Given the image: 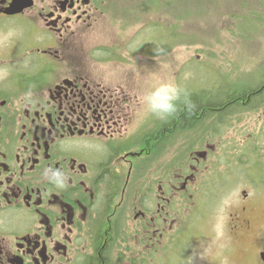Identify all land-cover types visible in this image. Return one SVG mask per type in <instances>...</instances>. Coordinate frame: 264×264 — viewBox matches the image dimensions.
<instances>
[{
    "label": "flooded vegetation",
    "instance_id": "obj_1",
    "mask_svg": "<svg viewBox=\"0 0 264 264\" xmlns=\"http://www.w3.org/2000/svg\"><path fill=\"white\" fill-rule=\"evenodd\" d=\"M108 1L0 0V33H16L0 49V264L170 263L190 244L179 242L188 228L201 240L216 228L224 236L206 264H264L260 143L248 133L239 153L235 143L249 138L223 141L241 112L221 107L150 137L167 120L143 113L138 62L116 59L114 44L103 53L86 44ZM14 2L22 7L9 14ZM94 53L125 71H98ZM256 96L249 111L264 118V92ZM238 169L247 171L240 182ZM239 183L230 198L226 188Z\"/></svg>",
    "mask_w": 264,
    "mask_h": 264
},
{
    "label": "rangeland",
    "instance_id": "obj_2",
    "mask_svg": "<svg viewBox=\"0 0 264 264\" xmlns=\"http://www.w3.org/2000/svg\"><path fill=\"white\" fill-rule=\"evenodd\" d=\"M249 10H254L256 15L248 17L245 23L243 16ZM96 17L94 31L85 35L86 44L91 52L100 53L114 44L119 50L116 59L138 62L132 66L138 64L143 73L139 98L144 114L148 113L146 108H150L149 100L157 106L165 94L171 95L173 83L183 92L216 93L219 90L222 93L231 87L233 90L238 86L256 88L263 81L264 0H109L99 8ZM9 33H0L1 50L10 48L16 33ZM95 53L93 65L98 71L113 70V76L125 71L119 64H105L104 55ZM151 53L158 55L151 56ZM240 112L234 126H225L221 132L222 140H242L249 138L250 133L257 138L255 142L260 143L255 150L263 156L264 118L259 117L262 110L256 115L249 109ZM249 141L250 138L248 142L235 143L239 153ZM239 157L244 159L241 154ZM246 172L238 169L237 182L247 178ZM243 187L242 183L228 186L226 194L236 198ZM222 200L218 199L214 205L218 208L212 221L217 225L225 221L227 208ZM191 229L179 240L183 243L191 236L182 256L176 253L170 263L162 261L161 264H206L212 257V248L225 246L224 236L217 228L213 237H208V233L204 240L194 238L193 233L190 235ZM218 251V256L224 260V252Z\"/></svg>",
    "mask_w": 264,
    "mask_h": 264
},
{
    "label": "trees",
    "instance_id": "obj_3",
    "mask_svg": "<svg viewBox=\"0 0 264 264\" xmlns=\"http://www.w3.org/2000/svg\"><path fill=\"white\" fill-rule=\"evenodd\" d=\"M257 14L260 15L259 13ZM254 15H256V12L254 10H249V12L243 16L244 22L248 20V17L250 18ZM246 28L248 29L247 26ZM231 88H225L222 93L219 92V90H216V93L206 91V93L210 94L203 96L190 95L188 97H185L183 94L180 101L177 103V111L175 112V114L167 116V121H165L164 124L160 123V126L157 129L155 128L153 131L149 132L148 135H150V137H158L159 139H162L164 136H168V134L174 128H185L187 126H190L194 123L195 120L203 118L210 112L215 111L216 107H221L225 110L237 109V111H246L250 106L248 103L249 96L255 93L257 95L255 101L257 102L259 101L258 95L263 94L264 78L260 85L256 88L241 86H238V88H236L235 90ZM252 99L253 97L251 98V100ZM217 101L222 102L223 104L217 105Z\"/></svg>",
    "mask_w": 264,
    "mask_h": 264
},
{
    "label": "clouds",
    "instance_id": "obj_4",
    "mask_svg": "<svg viewBox=\"0 0 264 264\" xmlns=\"http://www.w3.org/2000/svg\"><path fill=\"white\" fill-rule=\"evenodd\" d=\"M170 87H171V95L169 98L170 102L164 109L162 110L158 109L157 106L152 105L150 103V100L148 101L151 111L160 118H165L167 116H171L175 114V112L177 111V103L180 101L181 96L184 94L183 89L179 85L173 83L170 85ZM58 186L63 187V184H58Z\"/></svg>",
    "mask_w": 264,
    "mask_h": 264
},
{
    "label": "water",
    "instance_id": "obj_5",
    "mask_svg": "<svg viewBox=\"0 0 264 264\" xmlns=\"http://www.w3.org/2000/svg\"><path fill=\"white\" fill-rule=\"evenodd\" d=\"M19 4L20 3L15 2L14 4L11 5V7L7 10V12L9 14H14V13L18 12L20 10Z\"/></svg>",
    "mask_w": 264,
    "mask_h": 264
}]
</instances>
